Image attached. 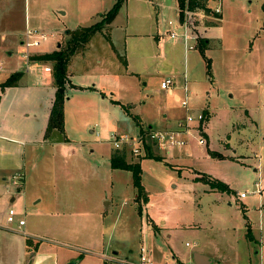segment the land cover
<instances>
[{"label": "rangeland", "instance_id": "374dc122", "mask_svg": "<svg viewBox=\"0 0 264 264\" xmlns=\"http://www.w3.org/2000/svg\"><path fill=\"white\" fill-rule=\"evenodd\" d=\"M117 1L0 0V40L6 41L0 47V59L4 61L3 70L7 73L0 72V80L9 76L14 67L15 54L23 51L22 46L19 49V42L27 29L45 33L51 42L58 33L64 32L58 36L59 48H62L70 37L66 30L96 23L100 14L110 10ZM215 2L220 4L221 10L215 31L219 44L211 43L215 48L210 50L202 52L196 45V49L184 53L178 45L180 38H170V42L176 44L169 45V42L162 58L163 49L156 48L153 38L151 40L147 34L166 32L167 21H176V0H123L110 27L97 32L76 52L86 50L90 43L85 60L78 63L93 71L104 68L113 71V63L117 62L119 67L123 60L121 55L119 61L116 59L115 50L125 55L126 46L128 69L138 72L132 76L118 75L121 85L118 84L112 91L105 88L103 95L109 96L113 92L114 98H119L123 104H135L133 113H139L143 120L153 124L154 129H177L187 113L204 115L202 122L194 120L189 123L188 132L184 135L186 144L170 149L171 154L176 152V157L170 156L167 162L159 159L162 158L159 156L161 150L154 144H148V149L145 146L139 155H133L129 150L126 152L127 161L132 163L151 154L153 158L148 155L149 158H145L140 167L143 188L150 191L152 198L171 217L179 214L180 223L187 224V228L183 227L165 241V232L164 236L156 237L151 227L146 228L148 213L141 208L147 199L135 202L131 174L122 171L123 175H128V185L122 179L112 188V197L108 196L101 202L100 195L107 194L104 191L106 183L98 180L88 167L98 154L97 150L91 152V148L99 145L98 152L103 150L97 157L99 159L109 153L111 144L101 141L108 142L112 134L132 136L149 127L142 125V129L136 131L130 115L121 107L103 101L114 109L116 121L110 119L108 109H101L98 105L100 94L93 97L82 92L84 90L80 87L79 92L75 88L69 92L70 101L63 104L64 134L66 139L74 142L71 147L73 152L69 153V146L60 150L51 144L41 148L39 156L50 158L39 159L34 171L29 168L25 171V177L29 193L40 190L48 199L54 196L56 190L68 191L66 198L70 200V207L80 199L83 203L75 208L76 211H88L94 218L104 216L100 226L105 241L113 245L119 254L115 260H110L107 258L112 257V250H107L109 256L104 260L86 256L81 264H137L141 243L149 246V241L154 238L166 252L169 250L168 242L185 255L192 250H200L212 258H222L225 264H264V0H208L211 7ZM215 21L218 22L216 15H208L204 23ZM126 34H132V37L124 43ZM42 43L35 49H44ZM6 49H12V58L7 59ZM36 54L44 53L32 51V61L39 62L33 59ZM152 54L156 56L151 58ZM43 72L50 81L52 67L47 66ZM168 76L174 82L176 78L179 86L186 78L189 89L187 108L175 97H185L183 90L176 89V82L173 94L162 90L161 80ZM111 104L116 103L113 101ZM246 109L254 120L245 121ZM208 110L212 112L209 119ZM58 137V133H53L48 139ZM201 139L204 140L203 145L199 143ZM82 142L85 144L83 148L80 146ZM214 151L227 155L223 159L218 158L212 154ZM169 162L174 166H170ZM196 173L203 174L196 178L199 183L188 181ZM204 174L225 182L231 191L220 193L212 188L213 191L203 192L211 188L208 183L199 180L208 178ZM184 182L195 183L196 186L186 189L179 185ZM259 182L263 190L258 194L254 186ZM192 189L198 191L197 195ZM241 192H246V196L240 198ZM103 201L109 203L104 204ZM35 207L32 205L26 209L24 216L29 226L40 227L32 210ZM74 218L81 219L79 216ZM95 225L98 223L88 222L85 227L95 232ZM80 242L75 245L82 246ZM73 253L79 255L77 260L82 258L78 249ZM164 260L173 261L170 256L162 259V264H165ZM184 264L194 263L189 260Z\"/></svg>", "mask_w": 264, "mask_h": 264}, {"label": "crops", "instance_id": "0c3cea01", "mask_svg": "<svg viewBox=\"0 0 264 264\" xmlns=\"http://www.w3.org/2000/svg\"><path fill=\"white\" fill-rule=\"evenodd\" d=\"M176 6L178 9V5ZM220 17L221 15H219V18H216L218 22H205L202 24L203 26L201 27L200 31V33H202L201 38L197 40L196 45L200 39L206 38L208 40V47L204 49L205 51L215 48L211 45V43H218V36L215 31L218 28ZM111 24L106 26L105 29H108ZM164 32L158 33L156 31L147 34L151 40L153 38L156 48L158 47L160 50L161 48L163 49V51L161 50L162 53L160 55L162 58L165 55L164 48L170 42V38L165 36V34H163ZM63 33L64 32L58 33L53 42H51V38L46 35L47 39L42 43L44 49H35L34 52L36 51L37 53H45L59 49L58 46L60 43L58 41V36L62 35ZM132 34L137 35L136 33ZM132 34H126L124 43H126L127 39L132 37ZM20 38L19 49L22 46L23 35H21ZM5 42L6 41L4 40H0V47H2ZM179 42L180 43L178 45L182 47L184 53H187L188 50L184 49L182 41L180 40ZM172 43L175 42H170L169 45ZM89 45L90 43H88L86 50H82L73 55L68 63V82L66 84L67 98L65 103L70 101V96L68 97L69 92L74 90L73 88L76 89V92H79L78 87H80L84 90L82 92L88 93L93 97L99 96V94L101 95L98 105L101 109H108L107 116H109L110 119L116 121L113 115L114 109L111 106L105 104L103 101H108L110 105L121 107L127 113V115H130L132 117L134 126H136V131L139 129L138 123H140V125H147L149 128H153V124L151 125L149 121L143 120L139 113H133L134 108L136 107L135 104H123L119 98H114L113 92H110L111 95L109 96L103 95L105 88L112 91L115 90L117 85L121 83V78L118 77V75H122V73H124V75L132 76L134 73L138 72L136 70L132 71L128 69L129 61L128 53L126 52L127 47L125 46L124 48L125 55L122 51V54H118L116 50L114 52L115 54L112 52L118 61L119 55L123 56V60L120 61L122 67H118L117 62H115L113 63V71L110 69L107 70L105 68L93 71L89 70L87 66H83L82 63H78L80 60H85V52H87L88 48H90ZM110 47L112 50H114V45L111 42ZM5 53L8 56L7 59L10 57L12 58V49H6ZM155 54H152L151 58H154L157 55ZM14 57V67L8 75L10 76L13 72H18L21 73L20 78L17 80L16 84L5 87L2 86V83L9 76H5L6 78L0 80V264H67L70 260L74 261L70 262L69 264H81L80 262L83 261L86 256H96L104 260V258L109 256V254L106 253L107 250H112V257L109 256L107 259L115 260V256L119 254V251L114 250V246L105 241L103 228L100 226L104 216L100 218H94L91 214H88V211H76L77 209L75 208H79L80 203H83L80 201V199L75 200V204L70 207L68 204L70 200L66 198L68 196V191L57 192L56 190V192L53 193L54 196H50L48 199H45L46 196H44L40 190H35L32 193L27 191L28 181L25 177V171L28 168L30 171H34L39 159L50 158L40 157L39 150L51 144L58 150L69 146L68 151L71 153L73 152L71 147L73 146L74 142L69 138H67L65 142L58 141L57 139L45 138V132L48 125L47 121L52 108L51 105L54 100L56 89L54 87L53 77L49 81L48 78H45L43 71L46 70L47 66L51 68V63L49 61H39L33 65L28 72H25V62L21 52L19 54H15ZM0 61H2L4 64L3 60L0 59ZM80 65L81 67L78 68ZM99 65L102 67V63ZM119 68H123V71L119 70ZM3 73L7 75L4 70L1 74ZM86 82L88 83L85 84ZM175 82V84L178 86H176V89L183 90L185 96L183 84L186 83L187 85L186 78L184 79L182 86L178 85L176 78ZM168 93L173 94V88L171 91H168ZM175 97L178 101L179 99H182L178 97V95H175ZM113 101L116 104H111ZM123 107H125V109ZM246 110L248 111V109ZM211 115L212 112L209 111L208 119ZM244 119L245 121L254 120L251 118L249 111L247 112V115H245ZM83 142L80 145L82 148L85 145ZM101 143L108 144L110 142L101 141ZM98 146L91 148L90 150L91 152H95V150H97L98 154L96 159L88 164V167L98 180L102 179L106 183L104 191H107V194L104 195L102 193V196L100 195L99 197V199H101L100 201L102 202V200L107 199L108 196L112 197V188L122 179H124L126 181V185H128V175H123L124 173H122V171H126L129 174L131 173L128 170L119 168L113 169L111 167L110 159L112 153L115 151L112 149V145L108 154H106L104 157H101L100 159L97 158L100 157L103 152V150L98 152V148H100ZM227 146L229 147V143H227ZM224 149L226 151L228 150L226 147ZM214 153L217 154L216 156L218 158L222 159L227 155L215 151ZM175 154V151H173L172 154L171 151L169 154L160 151L159 156L162 158L159 159H162V161L166 160L167 162V159H169L170 156V158H173ZM51 156L55 155L52 154ZM144 159L145 157L139 158L138 162L140 163V167ZM170 166H174V164L171 162ZM140 174L142 183V169ZM194 175L195 176L188 181L197 182L198 184L199 182L196 178L201 177L203 174L196 173ZM206 175L208 178H211V176L208 174ZM179 185L186 189H191L196 186L195 183L191 182H184L180 183ZM192 190L193 193H196L197 195L198 191L195 189ZM213 190L214 189L212 188H206L203 190V192L206 193ZM144 191L147 200L143 201V206L141 209L142 211H146V213L149 214L146 216V228L148 229V227H151L154 236L157 237L161 234L163 235V232H165L164 238L166 241L167 239L171 238L173 234L180 232L183 227L187 228L186 223H180L179 218L181 216H179V214L177 217H171L170 213L166 212L161 204L155 200V198H152L150 191L148 192L146 189H144ZM219 192L224 193L226 191ZM62 193L65 194L63 195ZM166 194H168V192H166ZM134 198L136 202L137 192L134 194ZM103 202L104 204L109 203L106 201ZM32 205L36 206L32 210L38 217V223L41 225L40 227H35L34 225L32 227L29 226L24 216V211L29 209ZM10 208L17 213L19 218L25 220L24 225L18 226L17 223L12 225L6 224V211ZM71 209H75V211H71ZM76 216H79L81 219L78 220L77 218H74ZM88 222L98 223V225H95V228L97 229L95 232H91V229L89 230L85 227ZM60 225H62V227ZM150 234L151 233H149V235ZM79 241L83 242H80L82 246L75 245V243ZM155 241L156 238H154V240L152 239L151 242L149 241V246L143 242L141 243L151 250L152 261H154V264H162V259H167V256L172 257L173 261L168 262L167 260H164L165 264H184L185 261L189 260L196 264L194 260V253L196 252L204 256L207 260L210 259L208 264H212L215 261L217 264H225L222 258L218 256L212 258L200 250H192L189 255H185L177 251L175 247H171L168 242L166 243L169 250L166 252V250L163 249L161 243L157 245ZM76 248L82 253V258L79 260L76 259L79 255L76 256V253H73L74 250H77ZM72 253L73 255H71ZM158 255L160 258H158ZM138 257L139 253L136 257L137 260ZM156 257L159 260H155Z\"/></svg>", "mask_w": 264, "mask_h": 264}, {"label": "built area", "instance_id": "2783aa9c", "mask_svg": "<svg viewBox=\"0 0 264 264\" xmlns=\"http://www.w3.org/2000/svg\"><path fill=\"white\" fill-rule=\"evenodd\" d=\"M216 3L217 2H215V4ZM215 4L211 7L207 2L209 13H206L204 9H189L187 6H185L182 11L178 8L176 21L168 20V28L163 34L172 39L180 38L184 49L186 50L194 49L197 40L201 38L199 32L201 31V27L203 26L202 24L205 21V17H207L208 15L215 16L220 14L221 12L220 4ZM46 39L47 37L45 33H36L32 29H27L25 31L22 41L23 51H21V55L24 58L25 62V72H28L32 68V66L37 63L36 61H32V51L34 52V49ZM3 69V62L0 61V72H2ZM174 83L175 82L173 81V78L168 77L161 81L160 86L164 90L171 91ZM183 85L185 97L184 99H179V102L184 108H187V95L189 89L186 83H184ZM203 118L204 115L202 113H197L196 115L187 113V116L179 122V126L177 129L161 130L149 128L148 130L137 132L132 136L126 134H112L109 138V142L114 150H129L133 155H139L145 148V146L147 148L148 144H154L162 152L167 153L168 151H170V149L184 146L186 144V139L183 135L187 134L189 123L194 120L202 122ZM199 143L204 144V140L201 139ZM254 188V191L258 194L263 190L261 188L260 182L255 183ZM246 194V192H241L239 197H245ZM6 213L7 225H12L15 223H17L18 226L24 225L25 220L19 218L17 216V213L13 209H7ZM137 262V264H154V261H152L151 250L147 246H141Z\"/></svg>", "mask_w": 264, "mask_h": 264}, {"label": "trees", "instance_id": "16d2710c", "mask_svg": "<svg viewBox=\"0 0 264 264\" xmlns=\"http://www.w3.org/2000/svg\"><path fill=\"white\" fill-rule=\"evenodd\" d=\"M178 8L182 11L185 6L189 9H204L206 13H209V8L207 7L208 0H176ZM123 0H118L115 2L113 7L105 13L100 14V19L96 21V23L86 26L79 27L76 30H66V33L69 34V39L67 40L66 46H62L57 50H53L51 52H45L44 54H36L33 59L45 62L49 61L52 65L53 72V83L56 89L54 100L51 105V111L49 114V118L47 121V129L45 132V138L51 136L53 133H58L59 137L58 141L65 142L67 139L64 134V101L67 98V89L66 84L68 82V63L73 55L78 51L81 45L87 43L93 35L97 34V32L103 31L106 26L112 23L114 20V16L116 15L117 10L120 8ZM264 12V5H263ZM216 18H219V14L216 15ZM198 49L204 52L208 47V40L206 38H202L199 40ZM209 64H207L208 66ZM21 73L13 72L3 83L2 86H11L16 84L17 80L20 78ZM139 129H142V125L138 123ZM148 149V147H147ZM126 152L124 149L115 150L110 159V165L113 169H124L130 171L132 174V184L137 192V200L143 199L146 200V194L144 188L141 183V169L140 163H132L127 161ZM213 155H217L216 153H212ZM150 158L151 154L148 153ZM147 155V156H148ZM145 158H149V157ZM205 183H208L211 188L218 189L221 192L227 191L230 192L228 185L220 180L213 178L199 179Z\"/></svg>", "mask_w": 264, "mask_h": 264}, {"label": "water", "instance_id": "95a60500", "mask_svg": "<svg viewBox=\"0 0 264 264\" xmlns=\"http://www.w3.org/2000/svg\"><path fill=\"white\" fill-rule=\"evenodd\" d=\"M59 47V46H58ZM194 260L196 262V264H208L210 259H206L204 256H202L199 253H194Z\"/></svg>", "mask_w": 264, "mask_h": 264}]
</instances>
